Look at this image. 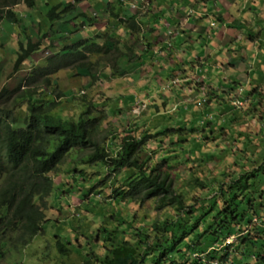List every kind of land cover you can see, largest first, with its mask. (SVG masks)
Listing matches in <instances>:
<instances>
[{"label": "trees", "instance_id": "1", "mask_svg": "<svg viewBox=\"0 0 264 264\" xmlns=\"http://www.w3.org/2000/svg\"><path fill=\"white\" fill-rule=\"evenodd\" d=\"M26 2L31 6L35 4V0ZM107 4L110 9L124 6L120 0ZM56 10L57 6H53L47 12L50 20L59 16ZM87 19L91 21L92 18ZM56 37L55 44L60 45L62 37ZM55 44L47 48L56 49ZM38 46L40 43L31 41L26 47L19 45L13 70H17ZM101 51L98 43L83 39L56 52L58 57L53 58L57 61L50 60L48 65H43V71V67L36 69L21 87L0 90V264H7L12 250L28 246L35 236L44 234V224L49 221L45 215L46 200L54 186L50 173L61 167L76 188L80 187L78 181L85 182L92 174L97 176L89 189L81 187L86 191L83 196L96 186H107L114 202L139 201L140 204L155 198L156 209L173 208L174 213L170 215L175 216L169 218L164 214L147 223L138 219V227L131 226V232L137 230L133 232L137 236L134 241L126 238L121 228L125 220L121 218H118L119 226L113 229L101 225L94 239L102 233L100 244L106 247V253L102 256L90 249L78 255V264H93V260L95 264H264V164H248L250 157L245 152L252 150L251 139L243 141L239 155L232 152L240 168L238 172L221 173L218 179L192 177L183 189L196 188L195 192L201 190V193L189 200V195H185L189 192L172 187V179L163 170V167H172V163H180L175 160L179 155H170V150L163 152L157 164L151 165L148 164L150 156L158 150L150 151L145 145L151 138L157 140L158 134L167 135L169 139L175 135L171 144L174 148H183L178 143L185 140L187 127L191 126L190 132H193L197 122L187 124L189 120L182 124L177 120L172 128L163 127L157 133L139 137L128 134L117 137L111 132V141L102 145L94 134L103 130L100 126L105 118L101 111L93 112L96 105L82 104L76 115L64 117L54 110L53 98L34 97L32 87L50 83V73L62 66H72L73 61H82V65L90 69L87 60L91 53ZM233 82L228 81L230 89L234 87ZM233 102L235 100L232 105ZM119 110L112 113L116 115ZM209 112V109L200 110L203 117ZM233 120L232 114L213 124L220 132L225 128L222 122L230 124ZM102 128L109 129V126L104 124ZM212 132L210 127L204 134L208 137ZM160 140L164 139L160 137ZM245 146L248 147L246 151ZM200 148L195 145L183 149L181 156L193 158L196 152L202 153ZM203 156L204 162L214 157L212 153ZM238 157L245 160L242 162ZM63 184L57 187L60 193L74 191L72 186L64 189ZM97 194H101L100 190ZM56 247L60 256L69 257L72 247L69 240L57 235Z\"/></svg>", "mask_w": 264, "mask_h": 264}, {"label": "rangeland", "instance_id": "2", "mask_svg": "<svg viewBox=\"0 0 264 264\" xmlns=\"http://www.w3.org/2000/svg\"><path fill=\"white\" fill-rule=\"evenodd\" d=\"M51 1L35 0L36 6L33 9L20 3V11L17 12L19 22L12 23L4 20L3 26H0V30H2L0 31V90L5 86L10 90L18 88L30 71H34L39 65H48L50 60L57 61L53 57H58L55 56V53L63 47L93 36L91 31L94 32V30L89 26L84 27L83 24L88 20L87 17L97 9L91 6L89 0L75 1V8L68 13L67 18H62L66 19L61 29L63 31L59 34L62 41H59L60 45H56L58 39L50 36L53 33L47 27V22L50 23L47 12L52 8L48 2ZM67 1L72 2L73 0ZM149 4L151 7L156 6L155 0H149ZM21 13L23 17L20 16ZM80 13L82 16L77 20L76 29L72 32L67 31L69 26L75 25L76 15ZM262 13L264 10L260 15ZM256 20L257 24L253 23L244 31V34H235L239 36L242 45L239 55L243 61H239L235 66L226 65L225 69L219 71L212 69V67L221 66V63L214 61L215 51L213 55H210L208 51L198 53V56L201 55V60L198 59L197 63L187 65L186 62H183L182 71L179 69L176 72L164 73L160 68L154 70L150 67L151 57L154 54L166 55L169 50L173 49V44L153 50L151 48L152 41L148 39L147 32L142 31L139 35L134 33L125 35L124 32H121V44L118 46L121 50L129 47L130 50L133 49L138 54L140 50L147 47L151 56L136 65V54H122L118 62L121 73L109 74L110 65L115 62V58L112 54H104L109 60L101 59L96 71L92 72L98 71L107 74L109 78L100 76L90 79L86 71L78 68L82 61H75L72 66L62 69L60 67L54 71V74H49L51 79L55 77L57 81L55 89L49 94L56 102L54 110L61 112L64 117H68L76 115L82 104L85 106L87 103L96 105L93 112L101 111L105 118L100 126L103 130L94 134V137L102 145L111 141V132L117 137L127 134L139 137L144 134L157 133L163 127L172 128L176 125L177 120L182 124L189 120L187 124L192 121L197 122L195 124L197 128L193 132H190L189 127L191 126L187 127L184 133H187L184 136L185 140L178 143L183 148H174L171 144V140L176 138L175 135L169 139L167 135L158 134L157 140L151 138L145 145V148L150 151L158 150L150 156L148 164L151 165L157 164V160L163 152L170 150L168 152L170 155H179L175 160L180 163H172V167H163V170L166 171L164 173H168L172 179V187L175 186L178 190L186 187V183L192 177L202 180L207 177L218 179L221 177V173L238 172L240 168L234 161L232 152L239 155L238 150L242 149L247 138L252 140L249 145L252 150L245 152L250 157L247 160L248 164L258 166L264 164V17ZM7 27L9 31L6 29ZM93 27L104 30L107 27V22L97 20ZM145 27L147 31H150V26ZM157 27L155 25V28ZM248 37L253 40H249ZM28 39L29 41L31 39L32 42L47 40L48 44L40 45L21 64L20 69L14 71L15 51H19L20 43L25 46ZM51 43L56 45V49H53L54 52L51 48H47ZM259 44L260 47L262 46L260 51L261 58H263L262 63L261 59L259 62L255 59V54L259 51ZM12 46L14 50L11 49ZM217 48L222 51L221 44ZM6 55L7 59H10L9 61L5 58ZM224 55V58L230 59V61L238 59L234 50L226 52ZM98 56V54L90 56L87 63L94 64ZM181 59L185 61L186 57L183 55ZM257 59H259L258 56ZM171 62L174 63V61ZM44 69L43 67L41 70ZM196 70L199 71L196 72ZM229 80L234 81L233 89L229 88V85L232 84V82L228 84ZM144 84H147L149 89H146ZM254 87L255 89L251 90ZM42 88L45 89L44 83L42 85L38 83L32 87L35 97L46 95ZM79 90L84 91L82 96L79 95ZM62 93L66 95H61ZM236 99H239L241 103L233 102L232 105L231 102ZM117 109H120L119 113L114 115L112 112ZM204 109H209L210 112L203 117L200 110ZM21 111L24 113V110ZM97 114L99 113L97 112ZM232 114L234 120L230 124L222 122L225 128L219 132L213 123L218 124L219 121H223L224 118L232 116ZM104 124L108 125L109 129L102 128ZM210 127L213 128V132L207 134V137L204 133ZM233 134L236 137L232 136ZM160 137L164 140H160ZM195 145L201 146V154L196 152L193 154V158L186 155L181 156L183 149H190ZM247 148L245 146L243 149L246 151ZM204 153H212L214 157L204 162ZM238 158L242 162L245 160L244 157ZM67 165L68 161L64 166ZM77 166L86 167L88 165ZM62 169L63 167L50 173L54 186L46 200L45 215L50 220L44 224V234L35 236L28 246L16 251L12 250L8 255L7 264H78L80 261L78 255L84 254L90 249L102 256L106 253V247L100 244L103 241L102 233L94 239L96 230L101 225L113 229L119 226L118 218H121L125 220L121 222V228L125 231L126 238L134 241L137 236L133 232H137V230L134 229L131 232V226L139 225L138 219H144V222L147 223L149 220L163 217L164 214L169 218L175 217L170 215L174 213L173 208L156 209L155 198L144 203L140 202V204L139 201L114 202L109 196L112 191L107 186H96L89 194L83 196L82 194L86 191L81 187L89 189L90 183L93 180L96 181L97 176L92 174L88 177V173H86L87 180L85 182L78 181L77 184H80V187L76 188L72 184L71 178L69 176L66 178ZM164 173L161 172V175L164 176ZM63 183L66 185L64 186ZM61 184L64 189L74 187V191L64 190L63 193H60L57 187H61ZM105 184L111 187L109 183ZM99 190L100 195L97 194ZM195 190L196 188L194 190L185 188L182 191L189 192L185 195H189L190 200L191 196L201 193V190L196 192ZM111 214L115 218L110 216ZM57 235L63 240L71 242L72 247L67 258L60 256L57 251ZM233 240L234 238H230V241ZM66 246H70V244ZM93 264H95L94 260Z\"/></svg>", "mask_w": 264, "mask_h": 264}, {"label": "crops", "instance_id": "3", "mask_svg": "<svg viewBox=\"0 0 264 264\" xmlns=\"http://www.w3.org/2000/svg\"><path fill=\"white\" fill-rule=\"evenodd\" d=\"M99 1L89 0L91 6H94L98 11L91 22L92 25H95L97 20L100 22L105 20L107 22L106 29L95 28L94 33L101 35V42L109 47H118L121 44V32H124L125 35L132 33L139 35L144 31L147 32L148 39L152 41L151 48L154 50L166 45L162 40V36L167 38L166 29L170 28L173 30L171 34L173 49L169 50L166 55L154 54L150 60L151 68L154 70L160 68L164 73L169 71L176 72L181 69L183 62H186L187 65L189 63H197L198 59L199 61L201 60V57L197 58L198 55L196 53H203L204 51H208L210 55H213L215 51L214 61L221 63L220 67H212L214 71L225 69L226 65L235 66L239 61H243V58L239 55L242 45L239 41V36L235 34H244V31L252 26L253 23L257 24L256 19L264 17V13L260 15L261 11L264 10V0H155L156 6L154 7L150 6L148 0L147 4L140 2L136 10L129 7L128 0H120L124 3V6L118 5L114 9H110L107 3H112L116 0ZM11 3H13L11 0H0V5H11ZM19 5L20 2L11 5L14 8L8 12L10 15L14 14L13 11L15 12L17 22H19V14L17 13ZM20 16L23 17L22 13ZM3 20L12 22L6 16L0 18V22ZM212 23L214 24L212 25ZM144 24L147 27L150 26V31L146 30ZM155 25L158 27L155 28ZM211 25L214 30L209 29ZM6 29L9 31L8 27ZM209 31L211 32L210 34ZM91 32L93 33V31ZM56 36L51 37L55 38ZM46 44H48L47 40H44L43 45L45 46ZM219 44H221L222 51L217 48ZM260 44L258 45L259 51L255 54V59L258 62L261 59L262 63L263 58L260 55L262 46L260 47ZM126 48L129 51L119 54L115 59V64L118 66L122 54H136L133 49ZM11 49H13V46ZM231 50L236 52L238 59L230 61V59L224 58V54ZM148 54L150 52L147 47L140 50L136 54V65L142 63L144 59L146 61L147 57L151 56V54ZM183 55L186 57L185 61L181 59ZM257 56L259 59H257ZM5 58L7 59V55ZM7 60L9 61L10 59ZM171 61H174V63L172 64ZM198 71L196 70V72ZM56 83V78L53 77L50 81L51 87L55 88ZM144 87L149 89L147 84H144Z\"/></svg>", "mask_w": 264, "mask_h": 264}, {"label": "clouds", "instance_id": "4", "mask_svg": "<svg viewBox=\"0 0 264 264\" xmlns=\"http://www.w3.org/2000/svg\"><path fill=\"white\" fill-rule=\"evenodd\" d=\"M4 1H7V0H4ZM11 1H13V3H11V5H13V4H18L19 2L20 3H23V4H26L29 8H31V9H33V7H35L36 6V3L34 4V5H29L27 2H26V0H11ZM75 1H81V0H73L72 2L71 1H67V0H52L51 2H48V4H51L52 5V7L53 6H57V10H56V13L59 15L58 17L56 16L53 20H50V23L49 22H47L48 23V26L47 27H49V29H50V31L53 33V34H50V36H54V35H59L63 30H61L62 29V26L64 25V23H65V21H66V19H62L63 17H66L67 18V15H68V13L70 12V11H68V9H74L75 8V5H74V3H75ZM140 2H143V3H145V4H147L148 3V0H128V4H129V7L131 8V9H133V10H136L137 8H138V5H139V3ZM55 3V4H54ZM70 4L73 6L72 8H70ZM11 5H0V18L1 17H7L8 19H10L11 21H12V23H17V20H16V14H15V12L13 11V13L14 14H12V15H10V14H8V12L9 11H12V7L13 6H11ZM8 6H10V7H8ZM3 10H5V11H3ZM64 11H67L66 13H64V14H62L61 12H64ZM97 12L98 11H94L92 14H90V18H93L96 14H97ZM14 15H15V17H14ZM81 16L82 15H80V14H78V15H76V20H75V25H71V26H69L66 30L67 31H69V32H72V31H74L75 29H76V25L78 24V19H80L81 18ZM18 21H19V19H18ZM91 21H92V19H91ZM89 19L83 24V26L85 27V26H89V27H91L92 28V30H94L95 29V27H93V25H92V22H91ZM3 22H4V20L2 21V22H0V26L2 27L3 26ZM214 23H212V25H213ZM56 25H57V28H56ZM212 25H211V27H209V29L211 28V29H213L214 30V28L212 27ZM4 29H5V27H4ZM44 29H45V27H44ZM0 31H2V30H0ZM173 33V30L172 29H170V28H167L166 29V36H167V38H165V36H162V40H163V42H165L166 43V45H172L173 43L171 42V40H172V37H171V34ZM211 32L209 31V34H210ZM91 35H93L92 37H90ZM91 35L90 36H88V37H90V38H83V39H86L87 41H89V42H92V41H94V42H96V43H98L101 47H102V51L100 52V53H97L99 56L97 57V59H96V61H95V63L94 64H91L90 63V69L87 67V66H84V65H82V64H80L79 66H78V68L79 69H81V70H84V71H86L88 74H89V76H90V79H93V78H97V77H100V76H104L105 78H109V75H107V74H104V73H99L98 71L96 72V73H94V72H92V71H96V68H97V66L99 65V62L101 61V59H100V57L101 56H103L104 54H105V50L107 49V51H108V53H106V54H112L113 56H114V58L116 59V57H118V55L119 54H121V53H124V52H127V51H129L127 48L125 49V50H121L120 49V47H117V46H114V47H109L108 45H105L104 43H102L101 42V40H100V37H101V35H98V33H91ZM5 36V35H4ZM83 39H81V40H83ZM80 40V41H81ZM30 41H31V39H30ZM29 41V39L26 41V43H25V46L21 43L20 45H23L24 47H26V45H27V42H30ZM32 42V41H31ZM79 42V41H78ZM33 44H35V43H40V45H43V41L41 40V41H39V42H35V41H33L32 42ZM75 44V43H74ZM165 45V46H166ZM44 46V45H43ZM40 46H38V48H39ZM37 50V49H36ZM35 50V51H36ZM17 54V51H15V55ZM94 54H96V53H91V55L90 56H92V55H94ZM197 55H198V53H196ZM32 55V54H31ZM30 55V56H31ZM29 56V57H30ZM208 56H210L209 54H208ZM198 57H201V55L200 56H197V58ZM16 58H17V55H16ZM16 58H15V60H16ZM102 59L103 60H105V61H108L109 59H108V57H106L105 55L102 57ZM24 61H26V60H24ZM23 61V62H24ZM22 62V63H23ZM73 62H75V61H73ZM73 62H72V64H73ZM22 63H20V65H19V67H18V69L17 70H15V71H18L19 69H20V66H21V64ZM81 63H83V62H81ZM85 64V63H84ZM41 67H45V66H40L39 65V67L38 68H36V69H39V68H41ZM63 67H65V66H62L61 67V69L63 68ZM34 68V67H33ZM36 69H34V71H30V73L24 78V80H23V83L22 84H19L18 85V87H21L22 85H24V81H25V79L29 76V75H32L35 71H36ZM54 69H55V67H54ZM158 69V68H157ZM156 69V70H157ZM57 71V70H56ZM170 72V71H169ZM172 72H174V71H172ZM115 74V73H121L120 72V70H119V66L117 65V64H115V62L113 63V64H111L110 65V72H109V74ZM52 74H54L53 72H52ZM118 75H120V74H118ZM50 79H51V77H49ZM53 78V77H52ZM83 84V83H82ZM44 86H45V89H43L42 88V90H43V92H46V95H43V96H37V97H42L43 99H52V97H50V93H52V91H53V89H55V88H52L51 87V85H50V83H44ZM83 86H85L84 84H83ZM6 87V86H5ZM65 93H67V91H65ZM65 93H62L61 95H66ZM78 93H79V95L80 96H82L83 94H84V91H78ZM34 97H35V95H34ZM237 101H238V103L240 104L241 102L239 101V100H235V103H237ZM48 218V217H47ZM50 220V219H49ZM43 235V234H42ZM41 261H43V260H41ZM40 261V262H41ZM213 263H214V261H213Z\"/></svg>", "mask_w": 264, "mask_h": 264}, {"label": "built area", "instance_id": "5", "mask_svg": "<svg viewBox=\"0 0 264 264\" xmlns=\"http://www.w3.org/2000/svg\"><path fill=\"white\" fill-rule=\"evenodd\" d=\"M238 102V101H237Z\"/></svg>", "mask_w": 264, "mask_h": 264}]
</instances>
